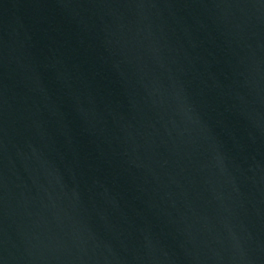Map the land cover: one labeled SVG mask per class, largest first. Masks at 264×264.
Returning <instances> with one entry per match:
<instances>
[{"label":"water","instance_id":"water-1","mask_svg":"<svg viewBox=\"0 0 264 264\" xmlns=\"http://www.w3.org/2000/svg\"><path fill=\"white\" fill-rule=\"evenodd\" d=\"M0 264H264V0H0Z\"/></svg>","mask_w":264,"mask_h":264}]
</instances>
